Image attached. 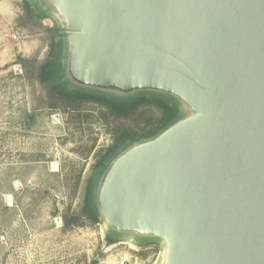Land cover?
<instances>
[{"label": "water", "instance_id": "obj_1", "mask_svg": "<svg viewBox=\"0 0 264 264\" xmlns=\"http://www.w3.org/2000/svg\"><path fill=\"white\" fill-rule=\"evenodd\" d=\"M26 1L55 22L50 85L176 110L93 168L106 237L161 264H264V0Z\"/></svg>", "mask_w": 264, "mask_h": 264}, {"label": "rangeland", "instance_id": "obj_2", "mask_svg": "<svg viewBox=\"0 0 264 264\" xmlns=\"http://www.w3.org/2000/svg\"><path fill=\"white\" fill-rule=\"evenodd\" d=\"M25 2L0 0V264H161L159 245L110 244L102 222H63L81 211L92 170L117 131L146 134L161 110L145 104L118 119L101 104L68 108L55 100L37 79L55 22L28 20Z\"/></svg>", "mask_w": 264, "mask_h": 264}, {"label": "trees", "instance_id": "obj_3", "mask_svg": "<svg viewBox=\"0 0 264 264\" xmlns=\"http://www.w3.org/2000/svg\"><path fill=\"white\" fill-rule=\"evenodd\" d=\"M32 14H35L32 10L30 5L25 2V15L28 20L33 18ZM54 42L51 43V49L49 52L50 58L43 62L37 69V79L41 83H49L52 75H53V59L52 56L54 55ZM49 87L50 94L54 96L55 100L60 101L67 107H73L75 105H81L86 103H95L101 104L105 106L112 114L118 119H127L131 117L136 111L145 104L154 105L159 108L162 112V116L159 121L153 124L152 128L146 132V134L139 135L133 130L122 128L117 131V135L114 138L113 144L107 149L106 153L101 156L100 159L97 160L94 168L99 167L102 163L122 144H124L128 140H137L139 138H145L152 136L158 129L164 127L165 125L170 122L174 116L176 115L175 108L165 102L163 100L158 99H147V98H138L133 100L130 103H119L110 99H106L101 96H97L95 94H87L82 92H71L68 91L66 88L62 86L50 85ZM89 194H90V182L88 181V185L85 192V198L83 202V206L81 211L74 214H66L63 218V222L65 227H73L75 225L80 226L81 220L83 218H87L95 223L99 222L98 218L93 213L90 203H89ZM107 241L110 244L118 243L117 240L113 239L110 236H107Z\"/></svg>", "mask_w": 264, "mask_h": 264}]
</instances>
